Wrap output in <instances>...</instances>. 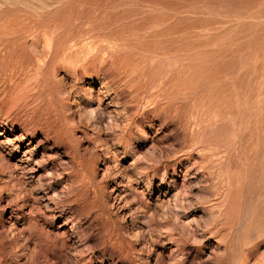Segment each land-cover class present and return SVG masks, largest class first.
<instances>
[{
    "label": "rangeland",
    "instance_id": "374dc122",
    "mask_svg": "<svg viewBox=\"0 0 264 264\" xmlns=\"http://www.w3.org/2000/svg\"><path fill=\"white\" fill-rule=\"evenodd\" d=\"M0 264H264V0H0Z\"/></svg>",
    "mask_w": 264,
    "mask_h": 264
}]
</instances>
